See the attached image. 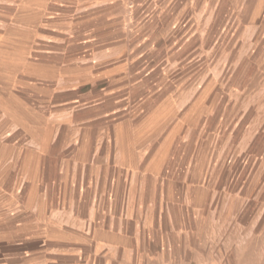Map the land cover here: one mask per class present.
Returning <instances> with one entry per match:
<instances>
[{
    "label": "crops",
    "instance_id": "crops-1",
    "mask_svg": "<svg viewBox=\"0 0 264 264\" xmlns=\"http://www.w3.org/2000/svg\"><path fill=\"white\" fill-rule=\"evenodd\" d=\"M187 6L0 0V264H264L207 184L218 83L180 78Z\"/></svg>",
    "mask_w": 264,
    "mask_h": 264
},
{
    "label": "rangeland",
    "instance_id": "rangeland-1",
    "mask_svg": "<svg viewBox=\"0 0 264 264\" xmlns=\"http://www.w3.org/2000/svg\"><path fill=\"white\" fill-rule=\"evenodd\" d=\"M165 1L188 5L180 78L193 87L201 75L211 77V67L217 77V88H203L208 100L218 97L216 118L208 124L217 136L203 140L204 157L211 161L207 184L227 220L264 230V0H219L216 19L207 8L214 0ZM190 2L202 16L188 8Z\"/></svg>",
    "mask_w": 264,
    "mask_h": 264
}]
</instances>
